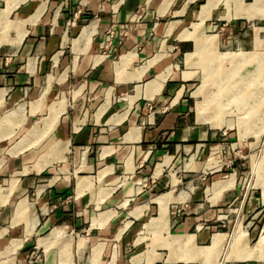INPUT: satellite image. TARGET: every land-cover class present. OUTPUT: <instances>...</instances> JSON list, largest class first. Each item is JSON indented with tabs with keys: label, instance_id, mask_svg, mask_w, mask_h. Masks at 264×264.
<instances>
[{
	"label": "crops",
	"instance_id": "1",
	"mask_svg": "<svg viewBox=\"0 0 264 264\" xmlns=\"http://www.w3.org/2000/svg\"><path fill=\"white\" fill-rule=\"evenodd\" d=\"M224 51H264V0H0V264H264L231 252L226 131L196 111L193 55Z\"/></svg>",
	"mask_w": 264,
	"mask_h": 264
},
{
	"label": "rangeland",
	"instance_id": "2",
	"mask_svg": "<svg viewBox=\"0 0 264 264\" xmlns=\"http://www.w3.org/2000/svg\"><path fill=\"white\" fill-rule=\"evenodd\" d=\"M197 43L202 44V47H213L214 39L211 38L209 41L201 39V42L198 39ZM195 55L200 57L199 63L205 70V76L207 72L208 77L210 74L213 75L201 93L206 89V93L215 95L216 100H213L212 106L217 111L212 110L215 112L214 117L210 109L205 108V111L196 109L198 119L214 121L213 125L220 131H226L225 145L218 147L216 153L219 155V163L222 164L220 172H235L233 174L237 180L236 190L239 191V196L230 207L233 210L227 217L230 222L226 226L228 232L234 228L228 238L237 239L231 252L233 256L240 254L248 257L259 253L256 243L264 235V51L237 54L233 51L218 54L201 52L194 54L193 57ZM210 62H216L217 66L215 63L209 65ZM225 63L229 66H224ZM210 87H213L212 91ZM210 97L198 105L203 104L207 107L210 104L208 106L210 107L212 102ZM243 129H252L254 132L246 130L241 133ZM202 181L203 187L209 185L205 178H202ZM249 227L254 229L248 240L246 228L251 231ZM260 240H264V236ZM225 253L223 245L217 250L204 251L200 258H204L210 264H220L219 261Z\"/></svg>",
	"mask_w": 264,
	"mask_h": 264
},
{
	"label": "bare ground",
	"instance_id": "3",
	"mask_svg": "<svg viewBox=\"0 0 264 264\" xmlns=\"http://www.w3.org/2000/svg\"><path fill=\"white\" fill-rule=\"evenodd\" d=\"M211 98H212V97H210V101H212V99H213V98H212V99H211ZM212 103H213V102H212ZM209 105H210V104H209ZM209 105H208V106H209ZM196 106H197L196 109L199 110V111H200V110H204V111H205V108H206V110H208V109H210V111L213 110V107H211V106H210V107H208V106L205 107L203 104H202V106H200V105H198V104H197ZM224 107H225V106H224ZM210 111H209V113H210ZM213 111H214V110H213ZM213 111H212V112H213ZM206 112H207V111H206ZM209 113H208V114H209ZM203 114H204V113H203ZM200 117H202V116H200ZM209 118H210V117H209ZM204 119H205V118H204ZM211 119H212V118H211ZM221 239H222L221 234H217V233H216V234L214 235V237H213V245H214V246H215V245H218V243H219V241H220ZM236 240H237V239L234 240V239L232 238V240H231V242H230V245H231L230 248H231V249H232L233 246L235 245ZM228 245H229V244H228ZM256 246H257V248L259 249V256H260V257H263V256H264V240H259V241L256 243ZM227 247H228V246H227ZM226 249H227V248H226ZM229 250H230V249H229ZM227 253H228V252L226 251V253L223 255V258H222V261L220 262V264H223V262L226 261V258H227V256H228ZM246 257H247V256H244V255L241 256V255H240L239 258H246Z\"/></svg>",
	"mask_w": 264,
	"mask_h": 264
}]
</instances>
